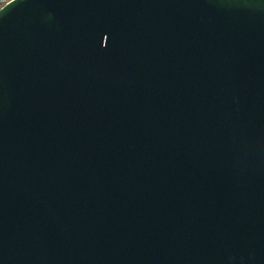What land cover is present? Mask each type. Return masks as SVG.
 I'll return each mask as SVG.
<instances>
[{"label":"water","instance_id":"95a60500","mask_svg":"<svg viewBox=\"0 0 264 264\" xmlns=\"http://www.w3.org/2000/svg\"><path fill=\"white\" fill-rule=\"evenodd\" d=\"M0 264H264V0L2 7Z\"/></svg>","mask_w":264,"mask_h":264},{"label":"built area","instance_id":"2783aa9c","mask_svg":"<svg viewBox=\"0 0 264 264\" xmlns=\"http://www.w3.org/2000/svg\"><path fill=\"white\" fill-rule=\"evenodd\" d=\"M0 1L3 2V4L0 6V9H1L2 7H4L6 4H8L9 2H11L13 0H0Z\"/></svg>","mask_w":264,"mask_h":264},{"label":"rangeland","instance_id":"374dc122","mask_svg":"<svg viewBox=\"0 0 264 264\" xmlns=\"http://www.w3.org/2000/svg\"><path fill=\"white\" fill-rule=\"evenodd\" d=\"M3 4V2L2 1H0V6Z\"/></svg>","mask_w":264,"mask_h":264}]
</instances>
